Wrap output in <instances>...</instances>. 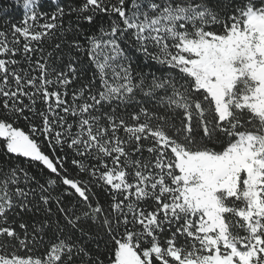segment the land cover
<instances>
[{
	"label": "snow or ice",
	"instance_id": "6c2138e0",
	"mask_svg": "<svg viewBox=\"0 0 264 264\" xmlns=\"http://www.w3.org/2000/svg\"><path fill=\"white\" fill-rule=\"evenodd\" d=\"M15 4L0 264H264V0Z\"/></svg>",
	"mask_w": 264,
	"mask_h": 264
},
{
	"label": "trees",
	"instance_id": "16d2710c",
	"mask_svg": "<svg viewBox=\"0 0 264 264\" xmlns=\"http://www.w3.org/2000/svg\"><path fill=\"white\" fill-rule=\"evenodd\" d=\"M15 0H0V21L20 15Z\"/></svg>",
	"mask_w": 264,
	"mask_h": 264
}]
</instances>
